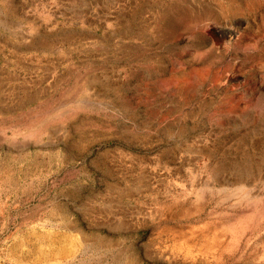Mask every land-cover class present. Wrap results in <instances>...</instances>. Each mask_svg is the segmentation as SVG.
Instances as JSON below:
<instances>
[{
    "label": "rangeland",
    "instance_id": "1",
    "mask_svg": "<svg viewBox=\"0 0 264 264\" xmlns=\"http://www.w3.org/2000/svg\"><path fill=\"white\" fill-rule=\"evenodd\" d=\"M2 12L0 264H264V0Z\"/></svg>",
    "mask_w": 264,
    "mask_h": 264
},
{
    "label": "crops",
    "instance_id": "2",
    "mask_svg": "<svg viewBox=\"0 0 264 264\" xmlns=\"http://www.w3.org/2000/svg\"><path fill=\"white\" fill-rule=\"evenodd\" d=\"M8 16H10V14L8 13L6 15L4 12H2L0 15V32L3 33L0 36V50L3 49L4 47H7L6 49L10 50L11 40H9V36L10 38L11 37L14 38V35L12 36V34H15V29H17L15 25L10 24V21L7 20ZM14 41L15 42L13 43H17V44H14V45L12 44L11 45L12 49L14 51L19 52V54H22V55H26V51L29 52L30 50H33V52H35L34 51L35 48H43L49 45L47 41L43 42L41 38L38 44H35V43L33 44L32 42H28V41H21L20 44H18L19 40H17L18 42H16V40ZM5 60L6 62H4L3 60V62L0 64V98H3L1 105H0V113L23 112V111L24 112H34L35 109L33 108L25 109L27 102L21 101V100L18 101V96H20V94L17 93L15 95L14 94L12 95L10 93V80H11L10 69H9L10 62H9V58ZM14 86L15 88H17V90L21 91L22 93L21 96L30 95V93L24 94L22 91H24L23 89L25 87L32 88V86H24L21 84H17ZM11 96L17 98V100L12 101L13 102L12 104H10V100H9Z\"/></svg>",
    "mask_w": 264,
    "mask_h": 264
},
{
    "label": "bare ground",
    "instance_id": "3",
    "mask_svg": "<svg viewBox=\"0 0 264 264\" xmlns=\"http://www.w3.org/2000/svg\"><path fill=\"white\" fill-rule=\"evenodd\" d=\"M234 31V30H233ZM230 31L225 30L223 33L220 34L221 38H225L227 36V33H229ZM229 36V35H228ZM224 41V40H223ZM167 67V66H166ZM160 68V67H159ZM162 69V68H161Z\"/></svg>",
    "mask_w": 264,
    "mask_h": 264
}]
</instances>
